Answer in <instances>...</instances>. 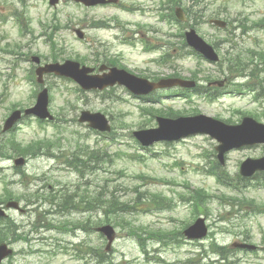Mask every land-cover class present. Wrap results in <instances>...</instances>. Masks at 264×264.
Segmentation results:
<instances>
[{
    "label": "rangeland",
    "instance_id": "obj_1",
    "mask_svg": "<svg viewBox=\"0 0 264 264\" xmlns=\"http://www.w3.org/2000/svg\"><path fill=\"white\" fill-rule=\"evenodd\" d=\"M124 1L125 3L135 2L144 7L151 6L149 0ZM202 1L207 8L206 16L203 22L194 25V29L207 43L216 44V51L220 58L219 63L217 65L209 64L203 59L197 60L190 56L191 49L179 46L182 39L159 36L157 33L154 35L147 34L153 43L159 37L161 42L166 40L171 42L170 46H163L162 48L173 57L174 70L168 68L160 70L148 65L146 57L141 56L138 49L131 50L119 45V41L113 37L118 35V38L122 39L124 35L120 29L109 30L110 32L103 29H92L87 27L88 22L84 21V13L90 21L93 18L115 16L126 24L125 36H130L129 32L135 30L133 22L139 20L136 14L133 17H124L118 12L108 11L107 8L83 10L81 7L75 8L73 0H62L57 7L58 12H53L45 0H0V46L3 47L6 44L16 42L21 51L19 62L11 57L0 55V74L3 76L0 79V125L12 106L28 107L33 104L32 94L36 90V86L32 84V87L21 79L24 75L27 78L30 76L32 65L24 62L26 58L24 59L22 56L33 52L40 54L45 60H50L48 46L42 41L52 32L50 26L54 24L55 20L61 27L55 36L58 49L61 50V53L57 55L59 61L80 54L85 56L86 66L92 67L94 65L91 55H88L87 51L81 50V47L69 38L71 27H86L85 32L88 35L89 44L92 45L93 52L100 59L117 57L122 66L135 74L167 76L176 72L180 77L187 79L193 73L199 72V80H202L204 75L209 76L214 81L223 80L224 76L235 79V77L226 74L224 57L241 54L240 57L246 63L249 61H252L254 65L257 63V59L251 52L264 49V22L262 25H257L258 22L264 21V0ZM222 11L224 13L220 19L224 18L230 22L227 32L208 28L206 21L214 18ZM18 18L23 22V25L29 26L33 35L19 36L16 30ZM36 18H39L42 24L46 26L45 29L39 30L37 28ZM111 25L116 24L111 23ZM159 28L163 31L167 30V27L164 26H159ZM149 29L144 27L143 31L147 32ZM142 34L141 30L136 36H142ZM100 46L103 48H99ZM263 79L264 73L250 82L254 87H257ZM244 81L240 80L239 82ZM5 84L6 88L3 89ZM200 84L205 83L201 81ZM46 86L51 97L49 110L58 118L57 124L60 125L58 132L50 125H46L45 133L37 130L33 122L34 119L29 118L18 126L17 140L22 144H27L44 137L57 138L61 148L58 149V145H56L57 148L50 151L54 156H66L71 153L74 146L80 144L82 147L87 146L91 150H100L106 154V157L104 162H99L97 165L90 164L96 167V170H92L81 181L75 173L68 169H61L57 165V163L61 165L62 160L40 157L28 161L23 169L26 175L21 177L16 175L11 161L0 162V178H3L11 188L19 192L23 190L22 187L29 191L38 188L39 190H46V192L60 188L59 190L68 194L77 189L80 196L86 191L92 196L99 195L101 198L114 194L121 202H127L134 206L135 210L130 216L115 219L119 225V228H116L117 239L108 255L114 263L175 264L185 258L193 246L191 242L184 240V243L180 242L179 245L169 243L168 246L164 247L154 239L146 240V256L144 257L136 239L130 236L129 229L135 227L136 230L144 228L146 231H163L165 233L181 229L182 222L190 219L191 212L189 206L179 202L178 194H186V188L188 190L204 188L214 197L210 200V220L208 223L219 219H230V224L226 226L225 231L219 230L214 223V228L210 229L212 235L221 245L228 246L231 242L239 240V233L248 230L251 233L252 243L258 247L262 246L264 217L251 215L246 219H243L242 216L231 219L230 213L226 214L230 207L225 205V202L233 196V192H227L224 188L217 186L214 180L204 173L216 161L214 156L216 143L213 140L205 136H195L168 148L157 145L151 151L161 155L162 157L157 156L160 159L129 160L125 155H133L139 152L132 147L134 141L131 138V132L140 129L139 125L144 123H150L145 126L146 128L156 126L154 119L148 121V116L141 109L150 104H144L141 100L132 98L122 88H114V90L104 94L103 92L82 94L76 90L77 87L72 83L62 79L58 80V78L48 79ZM65 88L70 89L73 93L68 99L64 98L63 89ZM161 98L167 107L172 106L175 112H181L187 116L199 113L215 119H218L216 117H220L221 120L232 119L235 123L241 119L240 114H237L236 111L255 112L264 117V92H261L257 102H254L249 95L239 97L228 94L213 103H207L200 97L193 96L194 105L188 104L184 99H165V93L161 95ZM157 105L158 103L152 106H154L153 108H160L156 107ZM82 110L99 112L111 119L112 127L116 133L115 141L98 136L95 132L88 130L85 125L78 124L77 117ZM260 121L264 122V119ZM126 145L132 148L126 147ZM263 155L261 146L238 151L233 150L225 154V166L222 168L230 177L235 179L236 183H239L237 175L240 163L246 158H259ZM172 157L173 159H171ZM169 161H176L179 166L174 167V169L164 167V164ZM35 178H45V181H38ZM255 183L257 184V181H250V185L244 194L254 199L258 205H264V189L255 186ZM1 189L2 185L0 184V195ZM136 191L139 194L145 192L161 193L172 198V202L175 203L174 208L167 211H155L153 209L146 211V206L142 205V200L135 204ZM222 196H226L227 199L222 200ZM20 206L25 209V213L8 211L7 214L8 219L14 221L20 232L24 234L25 241L16 246V250H22L24 254L16 255L11 262L7 261L5 264H95L94 253H100L105 242L95 231L94 224L97 223L96 221L104 219L103 214L97 213L96 210L86 209V212L47 216L46 213L35 208L36 205L28 207L21 202ZM44 209L51 210L48 205L41 208L42 211ZM86 221L87 227L83 229ZM65 222H80L81 228L77 227L73 232H69L68 228L74 227L71 224H65ZM260 229H262L261 233ZM256 256L229 255L228 260L238 258L237 264H264V252L262 251Z\"/></svg>",
    "mask_w": 264,
    "mask_h": 264
},
{
    "label": "water",
    "instance_id": "obj_2",
    "mask_svg": "<svg viewBox=\"0 0 264 264\" xmlns=\"http://www.w3.org/2000/svg\"><path fill=\"white\" fill-rule=\"evenodd\" d=\"M191 40L194 44L193 46L197 49H200L207 58L213 61L216 60V56L213 55V53L209 49L201 44L199 45V43L194 38H192ZM127 85L132 86L134 84L127 82ZM143 87L149 90L154 88V86L147 84H143ZM16 118L17 114H14L13 117L8 121V125L11 124ZM81 120L89 121L91 123V126L94 128H98L100 130L108 129L106 122L102 116L83 113ZM206 123L208 125H206ZM160 125L166 126L170 129L175 127L178 129L181 128L183 131L187 130L186 133H177V136L175 137L176 139L183 137L186 134L207 133L221 142V147L218 148L220 155L232 148H238L243 145L264 141V138H262V136L260 135V133L264 132V128L258 127L251 121L245 122V124H243L241 127L229 129V132L220 127L218 124H215V122L209 121L204 117H196L193 119H179L176 122L160 121ZM260 163L261 161L246 162L242 167V174L251 175L255 170L262 168ZM100 231H102L109 240L113 238L112 229L110 227L101 228ZM205 233L206 230L203 225V221H197L194 226L190 227L185 232V235L190 238H199L205 235ZM9 253L10 252L6 250L5 246H0V261L3 257L9 255Z\"/></svg>",
    "mask_w": 264,
    "mask_h": 264
},
{
    "label": "trees",
    "instance_id": "obj_3",
    "mask_svg": "<svg viewBox=\"0 0 264 264\" xmlns=\"http://www.w3.org/2000/svg\"><path fill=\"white\" fill-rule=\"evenodd\" d=\"M235 63H237V61H235ZM109 208L112 209V211H119V212H123L124 211L123 209L115 210L113 202H109Z\"/></svg>",
    "mask_w": 264,
    "mask_h": 264
}]
</instances>
